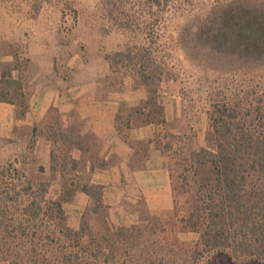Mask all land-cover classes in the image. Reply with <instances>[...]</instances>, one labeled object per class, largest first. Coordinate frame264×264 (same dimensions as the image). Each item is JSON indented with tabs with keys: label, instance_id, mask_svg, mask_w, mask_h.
Returning <instances> with one entry per match:
<instances>
[{
	"label": "trees",
	"instance_id": "1",
	"mask_svg": "<svg viewBox=\"0 0 264 264\" xmlns=\"http://www.w3.org/2000/svg\"><path fill=\"white\" fill-rule=\"evenodd\" d=\"M125 2L104 0L109 15L116 18ZM140 4L148 8L151 25L159 26L166 15L186 16L180 44L214 70L264 65V0H142ZM130 21L122 25L130 27ZM138 54L139 74L148 84L160 72L154 67L147 72L150 56L143 50ZM216 96L206 146L179 148L170 155L175 218H155L147 235L157 238L150 242L139 240L142 231L128 236L127 230L118 228L126 247L142 253L151 245L153 254L143 256L144 264H264V99L255 94ZM0 98L11 101L1 94ZM72 187L88 195L99 211L100 185L86 182ZM46 194L45 183L27 179L13 162L0 164V259L8 264H142L134 255L127 256V250L124 258L114 250L110 259L104 256L102 243L108 239L95 238L84 220L78 229L69 227L62 206L65 198ZM180 232H193L196 238L182 240ZM110 247L116 248V243Z\"/></svg>",
	"mask_w": 264,
	"mask_h": 264
},
{
	"label": "rangeland",
	"instance_id": "2",
	"mask_svg": "<svg viewBox=\"0 0 264 264\" xmlns=\"http://www.w3.org/2000/svg\"><path fill=\"white\" fill-rule=\"evenodd\" d=\"M141 1L126 0L116 18L109 15L104 0H0V94L13 101L19 110L23 106L25 112L30 94L40 86L63 88L98 79L109 81L118 90L126 86L144 89L151 117L161 124L157 145L168 156V167L174 150L206 146L211 103L218 98V92L220 96L255 94L264 99V65L237 71L210 68L200 56L192 57L180 44V29L186 16L166 15L159 26L151 25L148 8ZM127 19L131 20L130 27L122 25ZM140 50L150 56L147 72L152 67L160 72L148 84L139 74ZM173 100L177 102V111L173 112L177 115L166 117L167 108L175 104ZM168 143L171 149L166 147ZM32 147L30 142L27 148L31 155L18 150L10 160L0 164L13 162L27 179L45 183L49 198H65L62 203L65 210L72 202L75 183L64 175L63 159L56 158L58 153L52 146L49 175L40 177L36 171L38 157L31 152ZM94 206L89 199L79 225L84 220L95 238L108 239L102 243L104 256L110 259L114 250L124 258L127 250V256L134 255L142 264L143 256L153 254L151 245L150 250L142 253L138 248L126 247V239L119 236L118 228L127 230L124 232L128 236L142 231L139 240L150 242L157 238L147 235L155 218H175L171 213L172 202L169 208L143 212L136 224L111 228L106 225L101 208L95 211ZM79 225L72 228L78 229ZM178 237L193 240L196 234L180 232ZM111 242L116 243V248L111 249Z\"/></svg>",
	"mask_w": 264,
	"mask_h": 264
},
{
	"label": "crops",
	"instance_id": "3",
	"mask_svg": "<svg viewBox=\"0 0 264 264\" xmlns=\"http://www.w3.org/2000/svg\"><path fill=\"white\" fill-rule=\"evenodd\" d=\"M148 102L144 89L118 90L98 79L63 88L40 86L23 113L0 98V161L10 160L18 150L31 155L27 146L32 142L38 176L48 177L55 146L65 176L102 187L101 210L108 227L136 224L143 212L172 203L168 156L157 145L161 124L151 119ZM172 105L166 117L177 115V102ZM73 195L64 210L65 222L78 227L89 197L79 189ZM0 264L8 263L0 259Z\"/></svg>",
	"mask_w": 264,
	"mask_h": 264
}]
</instances>
